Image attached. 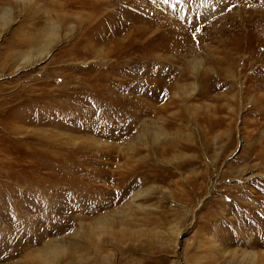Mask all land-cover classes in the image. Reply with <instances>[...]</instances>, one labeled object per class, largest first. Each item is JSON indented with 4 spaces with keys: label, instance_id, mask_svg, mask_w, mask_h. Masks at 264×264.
Listing matches in <instances>:
<instances>
[{
    "label": "rangeland",
    "instance_id": "rangeland-1",
    "mask_svg": "<svg viewBox=\"0 0 264 264\" xmlns=\"http://www.w3.org/2000/svg\"><path fill=\"white\" fill-rule=\"evenodd\" d=\"M137 1L0 0V264H264V0Z\"/></svg>",
    "mask_w": 264,
    "mask_h": 264
},
{
    "label": "bare ground",
    "instance_id": "bare-ground-1",
    "mask_svg": "<svg viewBox=\"0 0 264 264\" xmlns=\"http://www.w3.org/2000/svg\"><path fill=\"white\" fill-rule=\"evenodd\" d=\"M82 5H87V6H92V7H94V3H91V0H78ZM138 2V4L141 2L140 0L139 1H137ZM86 7V6H85ZM95 8H93V10H94ZM96 10V9H95ZM253 10V9H252ZM95 12V11H94ZM97 12V11H96ZM259 12V11H258ZM150 13V12H149ZM253 14V13H252ZM264 14V13H263ZM102 15V14H101ZM147 15V14H146ZM89 16H90V14H89ZM91 17H93V16H91ZM87 19H89L88 17H87ZM81 20H83V19H81ZM127 20V19H126ZM91 21V20H90ZM95 21V20H94ZM93 21V22H94ZM261 21V20H260ZM88 22V21H87ZM242 22V21H241ZM253 22V21H252ZM91 23V22H90ZM134 23V22H133ZM243 24V23H242ZM251 25V24H250ZM90 26V25H89ZM89 28V27H88ZM246 28V27H245ZM86 31V30H85ZM87 37V36H86ZM88 38V37H87ZM90 39V38H89ZM88 39V40H89ZM57 249L58 248H54L53 250H52V252H56L57 251ZM51 251H49V253H50V255L52 256L53 255V253H52Z\"/></svg>",
    "mask_w": 264,
    "mask_h": 264
},
{
    "label": "snow or ice",
    "instance_id": "snow-or-ice-1",
    "mask_svg": "<svg viewBox=\"0 0 264 264\" xmlns=\"http://www.w3.org/2000/svg\"><path fill=\"white\" fill-rule=\"evenodd\" d=\"M168 2V0H165V3H167Z\"/></svg>",
    "mask_w": 264,
    "mask_h": 264
}]
</instances>
